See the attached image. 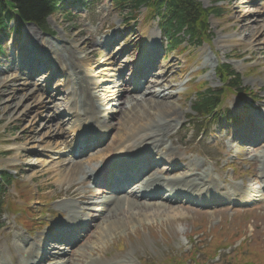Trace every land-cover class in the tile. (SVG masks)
I'll return each mask as SVG.
<instances>
[{
  "label": "rangeland",
  "instance_id": "rangeland-1",
  "mask_svg": "<svg viewBox=\"0 0 264 264\" xmlns=\"http://www.w3.org/2000/svg\"><path fill=\"white\" fill-rule=\"evenodd\" d=\"M196 1H199L206 9L211 7L222 11L219 15L212 13L209 16L210 41L199 46L186 45L185 43L180 46L183 51L169 53L166 51L157 22L152 18L149 19L145 9H141L139 19L133 22L130 20V15L127 16L117 12L112 7L110 0H65V4L68 7L66 12H64L65 14L57 13L50 15L48 18L50 33H45L35 26L36 29L41 31L39 33L38 30L31 27L32 24L28 23L21 25L17 32L12 33L10 39L1 41L2 51L5 54L0 55V82L5 78L19 75L26 82L34 80L31 79L30 74H37V71H35V68L30 67L25 56L29 58L31 56L39 62L43 58L40 52L41 41L52 42L50 46L54 45V47L58 48L64 42H70V36L74 31H84V34L77 39L78 41L82 40L83 42L87 38L89 39L86 42L92 41L96 44L103 41L107 47H110V51L105 52L98 45L95 49L107 54L110 53V55L124 51L121 61L126 62L124 66L127 64L131 66V72L126 71L128 74L125 75V81L132 88L136 81V78L132 76V69L136 68L135 61H138L139 53L145 49L144 41H147L150 35H155L159 32L161 37H159L160 42L157 45L159 49L154 54V65L160 70L159 72L162 75H165L169 69V64L173 62V67L169 69V73L174 77L173 84L175 87L172 91L176 95L174 99L178 100L177 103L182 106L181 115L183 116L180 127L171 133L172 135L166 140V144L169 145L173 141L174 146H178L182 150L186 149L188 152L183 153L184 157L194 158L197 161H201L200 157H203L205 159V163L203 162L204 168L211 170L214 175L218 174L222 181H226L224 182L225 187L228 188L229 184H231L230 182L233 184L242 182L245 183L242 188L248 191L247 188L250 185L248 180L258 175V161L253 160L251 162L252 158L248 160L245 155H241L242 159L239 160V163H234L235 166L237 165V170L233 174L232 170L227 168V166L233 164V159L229 152L236 153L237 150L241 151L240 153L248 152L249 147L245 145L238 146L239 144H237L236 149L229 150L231 149V143H235L232 141L233 135L228 133H235V131L243 129L251 119V115H255L254 121H261L258 119V114L264 113V63L260 55L254 56L250 53V45L244 42L245 33L239 32L233 16L236 6L244 2L246 10H259L261 12L259 20H264L262 15L264 13V0ZM11 27H15V24L12 23ZM30 31L38 34L37 42L39 43L31 42ZM156 42L153 41L155 44ZM135 43L136 45H134ZM31 47H36L40 55L32 53ZM222 63H229L241 75L243 86L254 90V100L251 97L242 98L243 96L232 95L225 100L217 119L224 117V119L232 118L234 120L218 124L216 122L201 124L197 118H192L193 111L189 101L192 93L187 91L190 85L189 81L191 79L199 82L203 81L208 87L219 89L221 83L216 76V67ZM46 65L42 63L40 69ZM48 66L51 67V65ZM53 70L55 72L53 81L49 86L50 88L44 90V98L48 99L51 94H56V96L61 98V100L55 101V107H59L56 108L55 114L52 112L49 114L51 118L55 117L53 123H47L52 125L54 132H57L56 135L58 136L46 138L45 134L49 126H44L46 124L45 115L48 114L45 109L33 104L32 110L34 111L30 115H25L31 100L23 99V105L18 108L14 117H9L0 109V173L8 171L10 175L17 176L23 187L28 188L31 193H40L43 203L45 201L46 203L41 205L39 200L33 199L31 206L36 215L48 225L39 232L38 230L32 234L25 232L23 227L15 221V213L7 212L5 207L7 203L11 205L13 202L18 203V205L22 204L18 196L19 191L15 189L14 185L6 190L4 189L0 193V202H3L1 206L4 209L6 208L5 214L0 219V247H2L3 254L9 250L5 243H9L15 236V232L22 233L27 236L31 243H34V240L44 233L49 234L51 237L52 233L58 234L57 222L63 221L66 217L64 208L59 205V203L63 202L59 195L61 190L66 189L67 184L54 182L52 189L55 190L51 191L47 183V177L42 175L43 170H45L44 167L36 166L34 163L36 160L44 161L47 159L52 161L51 166L57 167L58 165L63 166L68 160L72 162L79 160L74 158L73 153H70L71 147L65 149V145L54 149L53 153L50 152V157L40 153L43 143V145L53 143L56 146V143L64 141L65 136L63 134L65 132L70 143L74 138L69 131L70 121L62 126L63 131L60 130L59 122L61 119L66 118L64 110L67 105L66 103H61L62 96L65 98L66 95V93H62L65 76L60 73L61 71H58L59 69ZM50 72H52V67L50 71L44 70L35 76V79H38L39 87H42L43 83V81L40 83V80L51 76V74L48 75ZM99 80L101 83L106 81L107 78L100 76ZM20 86L21 83L16 85L18 88ZM2 89L5 90V88ZM40 92L42 93V91ZM4 97H7V95ZM235 103L238 104L236 109L233 107ZM119 104L120 102L114 103L113 106L117 107ZM68 105L70 104L68 103ZM106 107L111 108L112 105ZM137 114L142 115V110L138 108ZM131 122L132 117L127 113L114 116L111 123L114 129L108 134V140H105L106 142L101 145L99 150L102 151V149L113 144L118 145L119 142L117 139L114 140V135H124V132L131 126ZM33 123H35L36 132L39 133L35 134L33 132L35 136V139L32 140L33 142H26L23 137L33 136L30 132ZM56 124L58 125L55 126ZM204 125L212 133L211 135L203 134L201 135L203 137H199L198 130ZM199 151L202 153H199ZM176 175L177 171H170L165 177L171 178ZM58 178L59 175L55 176L51 181L58 180ZM83 179H86V176L80 175L79 181ZM89 187H92L90 181L85 186H81V191L85 189L93 191ZM166 192L167 190H163L162 195L165 196ZM137 200L146 202L143 198H138ZM149 200L150 202L163 201L169 207L161 215L156 212L158 207L144 208V211L135 210L136 215L133 214L131 217V224L134 227H130L126 229V232H121L112 238H108L104 252L99 253L100 260L98 262L112 263L117 262L120 258H130L132 264H177V258L183 259L192 246L196 247L197 245L201 249L203 245H207L210 234L214 232L213 230L223 227L233 230V232L235 231V234L239 233L237 230L242 228V232L248 239L246 246L248 247V252L251 251L250 259L257 261L258 264H264V199L254 204L251 209L246 210H239L231 204L210 207L177 201L171 202L167 201L165 197L162 198V196L160 199L151 198ZM161 210L163 211L164 209L162 208ZM242 211L246 212L241 213ZM166 213L170 215L176 213L177 216L168 219L165 216ZM107 220L109 219L105 218L103 221H99L98 225L107 224L109 222ZM202 225L208 226L212 231L208 230L203 235L202 233H197L196 231ZM97 229L98 226L93 231H90L89 237L83 238L76 243L71 253L72 256H74L77 249L84 245L90 243L89 245L92 246L94 244L93 242L96 241L95 239L99 234ZM120 244L123 245L122 250L119 248ZM72 247L69 246V249H72ZM233 251H235L234 246L229 249L224 247L219 249L217 252L218 258L208 259V264H229ZM71 255H65L64 259L72 257ZM227 257L229 258L227 259ZM205 259L204 254H201L198 261L202 263ZM61 260H63L62 257ZM41 264L45 263L42 262ZM186 264H194V261L187 260ZM240 264L253 263L247 260Z\"/></svg>",
  "mask_w": 264,
  "mask_h": 264
},
{
  "label": "bare ground",
  "instance_id": "bare-ground-1",
  "mask_svg": "<svg viewBox=\"0 0 264 264\" xmlns=\"http://www.w3.org/2000/svg\"><path fill=\"white\" fill-rule=\"evenodd\" d=\"M235 10L234 22L238 25L239 32L245 33L243 38H245L244 42L250 45V53L254 56L260 55L264 63V20H259L261 12L257 9L254 11L246 10L244 2L239 3ZM262 15L264 16V13ZM31 27L38 30L34 25H31ZM38 32L41 31L38 30ZM82 34H84V31H74L70 36L71 43L64 42L58 48L54 45L50 46L52 42L41 41L40 52L42 55L44 54L45 58L53 64L55 70L60 68L65 75L64 85L67 87L62 90V93H66V95L65 98L62 96L61 103L70 104L66 106L64 111V115L70 117L61 119L59 123L60 130L63 131L62 126L71 121L69 131L70 135H74V138L70 143L65 132L63 134L65 136L64 141L56 143V146L53 143L45 145L43 143L40 153L50 157V152L53 153L54 149L62 145H65V149L71 147V150L75 151L78 146L85 145V140L96 137L97 132L102 134L111 132L114 129L110 124L113 119L111 116L127 113L132 117L131 126L124 132V135H114V140L117 139L119 142L118 145L113 144L102 149V151L97 150L91 156L86 157V160L79 159L76 162L68 160L63 166L58 165L57 167L51 166L52 161L47 159L44 161L36 160L34 163L36 166L44 167L45 170H43L42 175L47 177V183L51 189L54 182L67 184L66 189L60 192H64L63 195L69 197V202L63 201L59 205L66 210L67 217L63 224L69 225L68 228H71V226L80 227L86 223H89L90 227H94L93 225L97 221H103L105 218H108L107 221L109 222L103 226H98L97 231L99 234L92 246L89 245L90 243L84 245L75 251L74 256L71 255L73 249L69 252L65 251L64 246L58 247L56 245L51 247V251H48L49 254H47L43 251V242L46 241L44 236L36 239L31 244L22 233L15 232V236L9 243H5L11 251V255L3 254L2 247H0V264H9L7 262L11 260V256L14 264H38L43 255L50 260L49 264H132L130 258H120L117 262L112 263L98 262L100 260L99 253L104 252L108 238L134 227L131 224V217L133 214L136 215L135 210L144 211V208L158 207L156 209L157 214L161 215L162 212H165L169 206L163 201L141 202L137 200L139 196H145L147 199L150 197L157 198L164 188L169 189L166 193L168 198H175L180 194L183 195V193L191 194L196 202L204 204L211 201L215 204L234 201L240 203L247 199L256 201L264 198V143L251 154V157L258 161V179L263 182L262 194L251 193V195H245L243 191L239 190V185L238 188L236 187L237 184L222 191L224 187L220 179L216 178V181H214L213 177L215 176L212 171L204 168V158H200L202 161H197L194 158L184 157L183 153L188 152L186 149L182 150L178 146H174L173 141L169 145L166 144V140L170 138L174 130L176 131L180 127L183 120L181 115L182 106L177 103L178 100L174 99L176 95L172 91L175 87L173 84L174 77L169 73V69L173 67V62L169 64V69L165 75H162L161 72L157 73V71L154 78L153 76L145 78L139 86H134L132 89L125 82L126 71L130 70V66L128 64L124 66L126 62L121 61L124 51L110 55V53H105L110 51L109 47L104 49L105 52L96 50L97 45L104 48V42L100 41L97 44L92 41L86 42L89 38L83 42L82 40L78 41L77 39ZM30 36L32 43H39L37 42L38 34L36 32L32 33L30 31ZM159 37H161L160 33L157 32L155 35H150L147 41H144L145 49L139 53L138 61H135L136 64L152 57L157 52L159 49L157 45L160 42ZM88 47L93 48L89 49ZM30 49L34 53L40 54L36 47ZM50 74H55L54 70L48 75ZM100 76L106 77L107 80L100 83ZM49 78L50 76L40 80V83L43 81L42 87H39L37 78H31L34 80L26 82L20 75L5 78L0 82V109L9 117H14L18 108L23 105V99L31 100V103H33L29 104L25 115H30L34 111L32 110L33 104L45 109L48 114L45 115L46 124L44 126H49L45 134L48 139L58 136L52 125L47 123H53L55 117L51 118L49 114L51 112L55 114L56 108H59L55 107V101L61 100L56 94L49 95L48 99L44 98V90L52 82ZM20 83V88L16 87ZM2 88H5V90ZM67 92H69V95ZM6 95L7 97H4ZM119 102V107L115 108L113 104ZM73 105H76L77 109ZM111 105V108L106 107ZM236 107L237 105L234 109ZM138 108L142 110V115L137 114ZM254 116H250L251 120L255 119ZM262 119L264 120V117ZM251 120H249V124L245 129L247 131L254 127L255 123ZM34 125L35 123H33L30 130L32 135L33 132L35 134L39 133L36 132V126ZM229 134L231 135L232 132H229ZM235 134L233 133V135ZM23 138L26 142H33L35 136ZM233 145L231 143V148L234 147ZM19 149L21 150V148ZM79 158L81 157L79 156ZM136 159L141 161L142 164L154 161L156 165L153 169V175L141 179L137 184V188H135L137 189L135 192L129 189L128 191L131 194L115 197L103 196L101 190L90 191L89 196H87V191L80 192L81 186L88 181H79L80 175H87L93 184H98L99 180L107 178L103 177L106 172L116 169L114 166L125 165L129 160ZM167 164H172L173 169L180 172L178 177H165V174L169 171V168L165 166ZM57 175H59L58 180L51 181ZM130 175L125 174L121 178ZM209 198H212V200H209ZM81 203L83 205H80ZM165 216L172 219L177 214L170 215L166 213ZM72 239L77 238L72 237ZM64 255H71L72 257L60 261L61 257H65Z\"/></svg>",
  "mask_w": 264,
  "mask_h": 264
},
{
  "label": "trees",
  "instance_id": "trees-1",
  "mask_svg": "<svg viewBox=\"0 0 264 264\" xmlns=\"http://www.w3.org/2000/svg\"><path fill=\"white\" fill-rule=\"evenodd\" d=\"M64 0H0V41L9 35L8 25L11 21L21 23L32 22L45 32L48 31L47 18L63 10ZM111 5L122 14L137 19L139 12L145 8L147 14L153 17L161 31L167 36L170 50L176 49L182 36L190 40L202 42L206 39L209 28V15L219 14L216 8H204L196 0H111ZM0 52L1 44H0ZM217 74L230 87L241 89V78L228 65L218 67ZM193 109L201 116L209 118L216 114L221 104L220 93L209 88L200 89L195 95Z\"/></svg>",
  "mask_w": 264,
  "mask_h": 264
}]
</instances>
